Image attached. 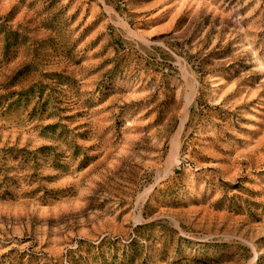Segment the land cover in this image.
Listing matches in <instances>:
<instances>
[{"label": "rangeland", "instance_id": "obj_1", "mask_svg": "<svg viewBox=\"0 0 264 264\" xmlns=\"http://www.w3.org/2000/svg\"><path fill=\"white\" fill-rule=\"evenodd\" d=\"M0 264H264V0H0Z\"/></svg>", "mask_w": 264, "mask_h": 264}, {"label": "bare ground", "instance_id": "obj_2", "mask_svg": "<svg viewBox=\"0 0 264 264\" xmlns=\"http://www.w3.org/2000/svg\"><path fill=\"white\" fill-rule=\"evenodd\" d=\"M192 91V90H191ZM193 94V93H192ZM190 100H191V96L187 94L186 96V103H185V110L187 109V106L188 104L190 103ZM186 112V111H185ZM184 112V114H185ZM186 115V114H185ZM185 118V117H184ZM183 118V119H184ZM179 131L178 130L176 132V134H174V136L172 137L171 139V146H170V152H169V155L167 156V164L166 166L167 167H170L172 165H174L175 161H176V157H177V154H178V148H179V142H178V135H179ZM129 140V139H128ZM125 153V151H124ZM127 153V152H126ZM105 159V158H104ZM171 168V167H170ZM167 169V168H166ZM170 170V169H169ZM81 178V177H80ZM159 178V177H158ZM161 178V177H160ZM255 258L257 257V254H255L254 256Z\"/></svg>", "mask_w": 264, "mask_h": 264}]
</instances>
